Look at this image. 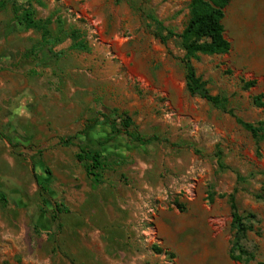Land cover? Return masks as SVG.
<instances>
[{"label":"rangeland","instance_id":"374dc122","mask_svg":"<svg viewBox=\"0 0 264 264\" xmlns=\"http://www.w3.org/2000/svg\"><path fill=\"white\" fill-rule=\"evenodd\" d=\"M15 1L53 33L77 30L87 49L66 38L51 54L10 2L0 7V264H261L264 202L254 194L264 193V141L186 92L181 50L162 44L149 19L180 32L189 0ZM224 12L229 51L192 64L211 94L255 122L264 119L252 104L264 95V0H229ZM248 80L256 84L244 89ZM114 108L158 139L112 134L102 115L112 121ZM81 147L108 164L98 181L76 158ZM234 187L239 212L257 220L249 262L228 255L229 206L218 195Z\"/></svg>","mask_w":264,"mask_h":264},{"label":"trees","instance_id":"16d2710c","mask_svg":"<svg viewBox=\"0 0 264 264\" xmlns=\"http://www.w3.org/2000/svg\"><path fill=\"white\" fill-rule=\"evenodd\" d=\"M11 3L16 14L17 24L23 29H34L41 33L42 45L51 54H56L53 46L62 43L69 38L70 48L78 51L87 49L86 43L79 39L77 30L71 29L63 35V29L58 26V30L53 33L49 27L50 20L36 18L34 10L29 6L19 5L15 0H0V7L7 3ZM229 0H189L188 18L180 32H176L170 27L165 26L160 20L149 15L152 22L153 33L159 41L168 45L171 41L176 43L181 50L180 62L184 71L185 90L190 96H196L205 100L213 108L231 116L235 123L243 130L247 131L252 138L258 143L264 141V119L250 122L238 116L233 109L228 106V98L222 94H211L206 87L207 82L197 74L192 61L199 59L200 55H216L225 54L230 49V42L224 34L223 19L225 15V7ZM256 84L255 80L243 82V88L248 89ZM264 95L256 94L252 97V104L255 107L264 106ZM111 114L120 121H116V117L110 121L106 115H102L110 125L112 134H125L132 141L139 144H147L157 140L155 136L144 137L133 129V121L131 117L125 113H118V109H111ZM94 122H98L95 119ZM119 122V123H117ZM256 154L260 155L258 147ZM217 164L220 169L224 166L221 161V155L216 153ZM76 158L84 164L87 174L94 177L96 181L101 177V173L108 164L105 163L104 157L97 149L90 147H81L80 152L76 154ZM237 180L241 181L242 177L237 175ZM264 187V181L262 183ZM238 187L228 194H219V197H226L230 214L231 241L228 255L232 260L249 262L254 259V252L247 248L245 240L247 232L253 230V223L256 222V216L253 213L242 214L239 212L236 203V192ZM213 193H209V199H213ZM254 197L264 202V193H256ZM0 200L4 201V196L0 195ZM259 231V230H258ZM257 231V233H258ZM157 251L160 249L156 248ZM264 264V261L261 262Z\"/></svg>","mask_w":264,"mask_h":264}]
</instances>
